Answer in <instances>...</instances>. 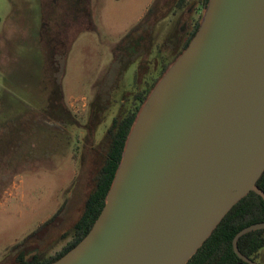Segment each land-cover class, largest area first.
Here are the masks:
<instances>
[{
    "label": "rangeland",
    "instance_id": "374dc122",
    "mask_svg": "<svg viewBox=\"0 0 264 264\" xmlns=\"http://www.w3.org/2000/svg\"><path fill=\"white\" fill-rule=\"evenodd\" d=\"M178 2L0 0V264H17L15 248L24 242L50 257L71 241L107 128L159 76L203 13ZM153 4L135 36L146 44L129 54L125 36Z\"/></svg>",
    "mask_w": 264,
    "mask_h": 264
},
{
    "label": "water",
    "instance_id": "95a60500",
    "mask_svg": "<svg viewBox=\"0 0 264 264\" xmlns=\"http://www.w3.org/2000/svg\"><path fill=\"white\" fill-rule=\"evenodd\" d=\"M263 174L264 0H209L141 105L100 215L51 264H187L243 198L264 200ZM257 230L233 240L246 264L238 242Z\"/></svg>",
    "mask_w": 264,
    "mask_h": 264
},
{
    "label": "trees",
    "instance_id": "16d2710c",
    "mask_svg": "<svg viewBox=\"0 0 264 264\" xmlns=\"http://www.w3.org/2000/svg\"><path fill=\"white\" fill-rule=\"evenodd\" d=\"M192 1L193 2L189 0H179L177 7L180 10L185 8H189V10L192 11H196L194 8H196L197 11L204 10L209 0ZM155 7L156 4H153L138 25L126 34L124 41L128 43L126 48L127 51L130 52L129 54L133 55L131 52L134 50H142L146 44V38H144V36L136 37V39L135 36L137 32L147 28L150 17L155 12ZM201 16L202 14H199V17L194 20V24H190V29L187 32V39L182 45L183 50L187 48L191 39L195 36L200 25ZM129 47L133 48L132 51L129 50ZM180 53V51L179 53H175L174 57L171 59L172 62ZM170 62L171 61H167L161 68V74L165 72ZM154 85L155 82L150 84L146 90L135 94L134 105H132L131 109L127 110L120 117H115L111 125L107 128L105 134L107 144L103 153V161L95 178L94 190L86 200L81 217L75 223L74 240L72 241L71 239L65 248L53 256L46 257L39 251L37 255L29 259H26V255L30 254V252L38 251V247L36 245L27 247V244L24 242L15 248L17 249V252H15L19 253L16 256L17 264H51L73 249L88 234L105 205L106 195L121 161L125 142L137 113ZM57 91L59 94L57 106L60 112L58 114L60 118L64 119V117H67L68 112L63 102V91L61 86L58 87ZM257 185L264 191V174L259 179ZM262 222H264V200L257 193L251 192L234 206L213 232L211 237L187 264H246L235 253L233 240L244 228ZM34 234H37V231ZM238 247L244 256L256 262L260 250L264 248V230H257L244 235L240 238Z\"/></svg>",
    "mask_w": 264,
    "mask_h": 264
},
{
    "label": "flooded vegetation",
    "instance_id": "af4514ba",
    "mask_svg": "<svg viewBox=\"0 0 264 264\" xmlns=\"http://www.w3.org/2000/svg\"><path fill=\"white\" fill-rule=\"evenodd\" d=\"M187 35H188V33H186V37H185V39H183L182 41H181V39H179V43L177 44L178 47H177V49L174 51V55H175V53H177V52L179 53V51L182 52V50H183V49H182V45H183L184 41L187 39ZM178 48H179V49H178ZM176 55H177V54H176ZM173 57H174V56H173ZM169 61H170V60H169ZM173 61H174V60H173ZM171 62H172V60H171ZM171 62H170V63H171ZM165 63H166V62L164 61V62L160 65L159 74H158L159 76H157V78H156L153 82L156 83V82L158 81V79L162 76V74H161V68L165 65ZM170 63H169V65H170ZM153 82H152V83H153ZM152 83H151V84H152ZM149 85H150V84H149ZM74 236H75V230H73V232H72V241L74 240ZM37 249H38V248H37ZM39 251H40V250L38 249V251L30 252V255H32V254L35 253V252H36L35 255H37V254L39 253ZM58 253H59V252H58ZM35 255H33V256H35ZM26 259H28L27 256H26Z\"/></svg>",
    "mask_w": 264,
    "mask_h": 264
},
{
    "label": "crops",
    "instance_id": "0c3cea01",
    "mask_svg": "<svg viewBox=\"0 0 264 264\" xmlns=\"http://www.w3.org/2000/svg\"><path fill=\"white\" fill-rule=\"evenodd\" d=\"M144 17V16H143ZM258 264H264V248L259 252L258 259L256 261Z\"/></svg>",
    "mask_w": 264,
    "mask_h": 264
}]
</instances>
